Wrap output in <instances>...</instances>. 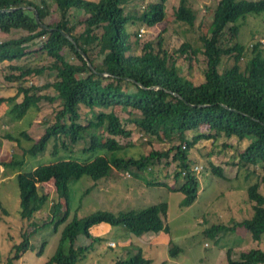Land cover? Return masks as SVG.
<instances>
[{
  "label": "trees",
  "instance_id": "trees-1",
  "mask_svg": "<svg viewBox=\"0 0 264 264\" xmlns=\"http://www.w3.org/2000/svg\"><path fill=\"white\" fill-rule=\"evenodd\" d=\"M167 1L158 0L149 4L141 14H135L126 12L129 0H38L39 3L0 0V31L26 32L18 39L0 42V63L20 59L36 40L42 38L45 41L39 51L52 59L48 66L41 68L13 67L21 72L19 76L8 79L25 80L48 72L54 81L45 88L52 87L57 93V96L47 97L39 94L43 89L37 86H23L19 88V93L24 96L21 103H16L12 97L1 98L0 104L13 101L9 115L16 121L27 116L33 108L38 110L36 106L44 99L53 103L61 101V108L45 134L34 141L29 150L23 151L22 156L14 154L11 162L0 164L4 169L13 167L20 170L16 176L19 215L27 227L32 228L31 231L25 230L22 241L12 246L14 256L10 261L18 260L21 254L32 249L31 238L52 225L58 231L65 224L59 246L45 264H79L85 260L100 244L101 239L91 234V229L98 225L123 226L137 238L168 231L165 224L169 213L167 203L139 211H99L84 218L75 216L67 222L71 214L69 183L72 179L80 180L87 176L96 183L108 179L112 171L129 176L134 174L138 179L148 176L151 179H145L147 185L167 186L181 192L184 196L181 207L189 208L198 198L200 179L192 169L195 162L189 158L188 151L202 140H219L220 137L247 140L249 143L239 154L237 164L244 168L261 166L264 170V43L257 42L250 48L238 41L241 25L247 16L264 13V0H218L210 8L212 21L206 34H196L194 27L198 16L191 0H179L174 22L187 27L183 31L186 40L180 48L173 53L169 51L164 40L165 28L156 42L143 44L141 52L136 53L140 47L138 29L142 25L154 27L164 23ZM52 3L57 7L59 19L51 27L46 18L50 15ZM73 10L82 11L86 16L83 22H79V25H84L81 33H76L79 25L70 24ZM128 25H131L129 35ZM64 33L69 34L73 41ZM191 33L194 39L189 37ZM132 36L133 43L130 42ZM65 50L79 60L82 75L64 56ZM95 51L98 58L94 57ZM199 54L206 59V69L203 82L195 84L182 77L178 60ZM225 57L233 59V65L221 71L220 65ZM82 108L94 116L85 123L81 121ZM119 111L147 136L165 140L172 147L165 152L152 150L148 155L140 154L138 157L125 155L128 146L122 145L118 138H130L132 131L126 129L118 116ZM202 128L211 135L187 138L188 133ZM20 135L33 142L26 130ZM4 137L14 142L18 140L10 132ZM52 142L53 155L61 150L72 151L80 143L86 144L83 152L105 151V154L85 163L60 160L30 172L21 171L28 155L37 157L45 153ZM172 163L176 164V185L183 181L176 189L160 182L161 177L158 179L155 175L156 167L162 166L161 170L167 176L165 169ZM213 170L227 180L220 169L214 167ZM251 174L254 175L253 172ZM48 182L54 184L58 201L52 205L50 219L39 225L37 215L49 201V195L40 193L39 188ZM260 186V183H255L247 189L252 209L249 218L231 222L228 226L215 224L204 231L205 235L218 242L223 232L234 234L243 228L254 242H261L264 235V194L260 192ZM8 214L0 201V223L2 215ZM80 233L91 240L89 246H75ZM226 250L227 264H264V249L253 248L236 254L231 248ZM169 252L177 255L181 250L174 246ZM113 264L152 263L139 252Z\"/></svg>",
  "mask_w": 264,
  "mask_h": 264
},
{
  "label": "rangeland",
  "instance_id": "rangeland-1",
  "mask_svg": "<svg viewBox=\"0 0 264 264\" xmlns=\"http://www.w3.org/2000/svg\"><path fill=\"white\" fill-rule=\"evenodd\" d=\"M31 1L39 3L38 0ZM156 2L158 0H129L125 9L127 13L141 14L149 4ZM217 2L218 0H191L198 16L194 27L196 34L208 32L212 21L210 8ZM165 6L167 16L164 23L154 27L142 25L138 29L140 47L135 50L136 53L141 52L143 44L150 41L156 42L158 35L165 28L167 32L164 33V40L170 52L173 53L178 50L186 40L183 31L187 27L174 22V13L179 6V0H168ZM85 17L82 11L73 10L70 24L78 26ZM58 19L57 7L53 4L50 15L46 18V23L52 27L57 24ZM83 30L84 25H79L76 33H81ZM141 30H143L142 34ZM130 33L131 25H128L127 34ZM192 34H189V37L194 39ZM24 35L26 32L23 31L15 30L11 33L0 31V42L18 39ZM44 41L45 38L36 40L34 45L26 51V54L18 60L0 63V99L13 97L16 103H21L24 96L19 93V88L32 85L43 89L39 92L41 95L57 96L54 88H45L47 84L54 81L48 72L40 76L27 77L25 80L8 79L11 76H19L21 72V70L12 69L13 67L41 68L51 63L52 59L39 51ZM133 41L134 37L132 36L130 42L133 43ZM238 41L246 47L257 42L264 43V13L247 16V20L241 25ZM29 51L30 53H28ZM64 56L77 72L81 73V63L69 50L64 51ZM94 57L98 58L96 51ZM189 57L190 59L180 57L178 60L181 75L184 79L200 84L203 82L206 59L202 54L196 57L190 55ZM233 61V59L225 57L220 65V70L225 71L233 65ZM97 63H99L98 59ZM12 103L13 101H6L0 104V164L11 162L14 154L22 156L23 151L29 150L34 141L37 142L45 134L46 129L54 122L56 112L61 108V101L58 100L53 103L44 99L36 106L38 110L33 108L27 116L14 121L9 115ZM81 116L82 123L94 117L86 108H82ZM118 116L126 129L132 131L130 138H118L122 145L128 146L125 155L138 157L140 154L148 155L152 150L165 152L172 147V144L165 140L147 136L121 111L118 112ZM24 130L28 132L33 142L21 137L20 133ZM7 132L12 133L18 140L14 142L6 139L4 136ZM200 134L211 135V132L202 128L195 133H188L187 138L191 140L193 135ZM248 143L247 140L239 141L236 138L229 140H226L225 137H220L219 140L212 138L200 141L188 151L189 158L195 162L192 169L195 170L196 167H199L197 173L200 179L199 197L189 208L181 207L184 198L181 192L170 190L167 186L147 185L146 180L151 179L148 176L145 177V180L138 179L134 174L129 176L127 173L112 171L108 179L96 183L87 176L80 180L72 179L69 183L71 214L67 222H70L75 216L84 218L99 211L110 213L139 211L160 203H167L169 206L168 217L165 221L168 231L158 235L160 238L158 242L149 245L146 238L134 237L123 226L98 225L91 229V234L93 237L101 239L100 244H97L95 250H92L87 258L79 264H113L118 259H129L139 252H142L143 256L149 259L152 264H227L226 248L233 249L235 254L253 248L264 249V235L261 242H253L245 229L235 234L223 232V236L218 242L207 237L204 233L207 228L215 224L220 223L228 226L231 222L250 217L252 209L248 203L246 192L251 185L260 183L262 186V189L260 186V192L264 194V181L262 180L264 170L262 167L249 166L244 168L237 164L239 154L245 150ZM85 147V143H80L72 151L61 150L59 154L53 155L52 142L45 153L37 157L28 155L21 171L30 172L37 167L56 163L60 160H76L85 163L105 154V151L83 152ZM214 167L220 169V173H223L227 180L216 174L213 170ZM15 169L13 167L4 169L0 165V201L9 212L6 216L2 215L0 223V264H45L55 254L65 224L61 225L58 231L55 230V225L39 231L31 238L32 249L21 254L18 260H9L14 256V253H11L12 246L22 241V234L25 230H32L20 219L19 189L16 181V176L20 170L16 171ZM161 169L162 166H157L155 169V175H158V179L161 177L160 182L166 183L173 189L178 188L183 183L180 181L176 185L174 181L175 163L165 169L168 177ZM39 191L49 195L48 203L37 215L36 220L41 225L50 219L51 208L58 201V195L52 182L42 184ZM245 235H247L246 238ZM90 243L91 240L80 233L75 246H89ZM174 246L180 248V254L175 255V253L169 252L170 248ZM42 248L43 252L41 251Z\"/></svg>",
  "mask_w": 264,
  "mask_h": 264
},
{
  "label": "crops",
  "instance_id": "crops-1",
  "mask_svg": "<svg viewBox=\"0 0 264 264\" xmlns=\"http://www.w3.org/2000/svg\"><path fill=\"white\" fill-rule=\"evenodd\" d=\"M239 162V160L237 161V163ZM232 165H234V164H232ZM261 189H262V186H261ZM198 197H199V193H198ZM243 228H239L236 232H239V231H241ZM162 233L163 232H160V233H157V234H154V233H150V234H146V235H144L143 236V238H146L147 239V243L149 244V245H152L154 242H158V240L160 239L159 237H158V235H162ZM235 234V233H234ZM249 235V234H248ZM146 236V237H145ZM247 237V235H245V238ZM148 239H150V240H148ZM251 240H252V238H251ZM253 241V240H252ZM254 242V241H253Z\"/></svg>",
  "mask_w": 264,
  "mask_h": 264
},
{
  "label": "water",
  "instance_id": "water-1",
  "mask_svg": "<svg viewBox=\"0 0 264 264\" xmlns=\"http://www.w3.org/2000/svg\"><path fill=\"white\" fill-rule=\"evenodd\" d=\"M37 18H38V15H37ZM64 35H65L68 39H70V40L73 41L72 37H71L69 34L64 33ZM81 54L85 57V54H84V53H81Z\"/></svg>",
  "mask_w": 264,
  "mask_h": 264
},
{
  "label": "built area",
  "instance_id": "built-area-1",
  "mask_svg": "<svg viewBox=\"0 0 264 264\" xmlns=\"http://www.w3.org/2000/svg\"><path fill=\"white\" fill-rule=\"evenodd\" d=\"M143 33V30H141V34ZM185 148V147H184ZM199 167H196V169L194 170L197 173Z\"/></svg>",
  "mask_w": 264,
  "mask_h": 264
}]
</instances>
